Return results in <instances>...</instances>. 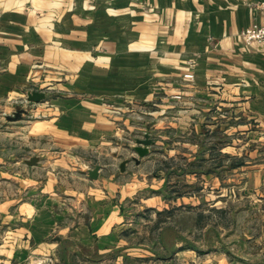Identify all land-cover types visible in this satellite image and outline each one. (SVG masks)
Wrapping results in <instances>:
<instances>
[{
	"label": "crops",
	"instance_id": "1",
	"mask_svg": "<svg viewBox=\"0 0 264 264\" xmlns=\"http://www.w3.org/2000/svg\"><path fill=\"white\" fill-rule=\"evenodd\" d=\"M263 4L0 0V112L46 96L0 119V264H200L207 252L183 234L161 245L171 218L150 233L157 248L128 232L135 211L203 221L223 155L264 175V45L241 36Z\"/></svg>",
	"mask_w": 264,
	"mask_h": 264
},
{
	"label": "rangeland",
	"instance_id": "2",
	"mask_svg": "<svg viewBox=\"0 0 264 264\" xmlns=\"http://www.w3.org/2000/svg\"><path fill=\"white\" fill-rule=\"evenodd\" d=\"M28 97L23 99H13L4 104V110L0 112V119L7 120L5 116L9 110V115L13 116L20 109H29L33 106ZM8 121V120H7ZM1 131L5 128H0ZM209 138V136H206ZM227 142L226 137L221 138ZM237 149L245 154L250 147L246 146L244 136L237 138ZM244 146H240V145ZM244 149L242 150V148ZM242 150V151H241ZM229 151V149L227 150ZM239 159H229L223 155L220 163L221 166V193L213 194L212 190L207 189V199H205L207 217L199 218L197 211H188L189 214L182 211L174 213L165 212L162 217L155 218V213L149 215H138L137 211L133 212L132 230H129V237L133 234L137 239L140 237L142 242L147 243L151 248H157V239L151 232H156V227H161L169 221V230L162 233L161 245L166 248H172L175 240H178L181 234L189 238L188 244L190 249L205 250L207 253L200 257V264H264V175L258 174L252 178L253 173L242 171L243 164ZM260 183L254 191L245 193L249 189V184ZM219 196V199H218ZM213 200H220V206L226 207L228 213L222 211L220 214L209 209ZM225 208V209H226ZM224 210V209H223ZM211 216V217H209ZM166 220V222H165ZM160 221V222H159ZM168 225V224H167ZM165 225V226H167ZM200 235L198 234V231ZM159 232V229H158ZM148 234V236H147ZM153 234V233H151ZM195 247V248H193ZM214 249H220L221 253L213 255ZM166 254V253H165ZM169 254V251H167ZM49 261V259H48Z\"/></svg>",
	"mask_w": 264,
	"mask_h": 264
},
{
	"label": "water",
	"instance_id": "3",
	"mask_svg": "<svg viewBox=\"0 0 264 264\" xmlns=\"http://www.w3.org/2000/svg\"><path fill=\"white\" fill-rule=\"evenodd\" d=\"M28 97H29L30 102H33V103H39L41 101H44L46 98L45 94L40 93V92H34V93L30 94ZM23 114H25V111L19 110L13 116L7 117V120L11 121V122L19 121L22 119ZM139 144L141 146L148 147V146H151L153 144V142L149 137H146V139L143 141H140ZM136 152L138 153V155L140 157H145L149 154L148 149H144L141 147L136 148ZM125 166H126V163H123L121 166V170L123 172L125 171ZM90 176L92 179H97L99 177V168H96L93 171H91Z\"/></svg>",
	"mask_w": 264,
	"mask_h": 264
},
{
	"label": "built area",
	"instance_id": "4",
	"mask_svg": "<svg viewBox=\"0 0 264 264\" xmlns=\"http://www.w3.org/2000/svg\"><path fill=\"white\" fill-rule=\"evenodd\" d=\"M262 9L264 12V4L262 5ZM241 36L244 42L249 46L253 45L254 43L264 45V18L262 19L260 23H257L253 25L252 27L243 31ZM185 78L193 81L195 79V76L193 72H191L185 75ZM41 264H45V263H41ZM46 264H54V263H53V260L50 259Z\"/></svg>",
	"mask_w": 264,
	"mask_h": 264
}]
</instances>
